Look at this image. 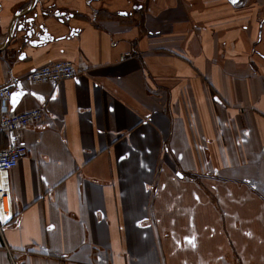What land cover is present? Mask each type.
I'll return each instance as SVG.
<instances>
[{"label":"crops","instance_id":"obj_1","mask_svg":"<svg viewBox=\"0 0 264 264\" xmlns=\"http://www.w3.org/2000/svg\"><path fill=\"white\" fill-rule=\"evenodd\" d=\"M0 86L45 110L0 264H264V0H0Z\"/></svg>","mask_w":264,"mask_h":264},{"label":"built area","instance_id":"obj_2","mask_svg":"<svg viewBox=\"0 0 264 264\" xmlns=\"http://www.w3.org/2000/svg\"><path fill=\"white\" fill-rule=\"evenodd\" d=\"M129 54H126L128 56ZM75 68L70 61H60L42 66L31 71L24 78L27 84L59 83L75 77ZM12 90L0 86V231L13 221L12 197L9 184V173L25 156L27 148L22 141V132L38 124L45 117L43 108H34L19 113L9 114L5 105L10 102ZM5 137L6 143H1ZM11 264H25L10 256Z\"/></svg>","mask_w":264,"mask_h":264},{"label":"rangeland","instance_id":"obj_3","mask_svg":"<svg viewBox=\"0 0 264 264\" xmlns=\"http://www.w3.org/2000/svg\"><path fill=\"white\" fill-rule=\"evenodd\" d=\"M194 238H195V236H194ZM194 238H193V236L192 237H188L189 241H187V242H185V241L181 242V241H178V240L175 241L176 242L175 245L177 247V251H178V248H180L179 247L180 246L179 242H181V246H183L184 249L189 250V248L193 247L196 244V241L194 240ZM209 250H210V248H209ZM211 260L215 261L216 258H211ZM222 261L224 262V264H236V263H238L240 261H241V264H246L240 258H223Z\"/></svg>","mask_w":264,"mask_h":264},{"label":"water","instance_id":"obj_4","mask_svg":"<svg viewBox=\"0 0 264 264\" xmlns=\"http://www.w3.org/2000/svg\"><path fill=\"white\" fill-rule=\"evenodd\" d=\"M30 35H31V33H30ZM21 98H22V93L14 92L11 94L10 102L12 105H15ZM14 99H15V102H14Z\"/></svg>","mask_w":264,"mask_h":264},{"label":"flooded vegetation","instance_id":"obj_5","mask_svg":"<svg viewBox=\"0 0 264 264\" xmlns=\"http://www.w3.org/2000/svg\"><path fill=\"white\" fill-rule=\"evenodd\" d=\"M87 1H91V0H87ZM96 13V12H95Z\"/></svg>","mask_w":264,"mask_h":264},{"label":"snow or ice","instance_id":"obj_6","mask_svg":"<svg viewBox=\"0 0 264 264\" xmlns=\"http://www.w3.org/2000/svg\"><path fill=\"white\" fill-rule=\"evenodd\" d=\"M14 102H15V99H14Z\"/></svg>","mask_w":264,"mask_h":264}]
</instances>
